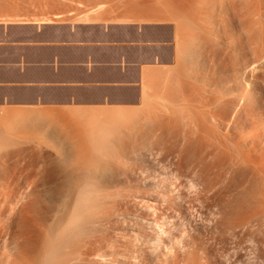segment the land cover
<instances>
[{
	"label": "bare ground",
	"instance_id": "bare-ground-1",
	"mask_svg": "<svg viewBox=\"0 0 264 264\" xmlns=\"http://www.w3.org/2000/svg\"><path fill=\"white\" fill-rule=\"evenodd\" d=\"M2 1H3V4H4V3H6L5 1H8V2L10 1V3L11 2L12 3L13 2L14 3H18V1H20V0H18V1L17 0H0V3ZM183 1H185V0H183ZM200 1H202V0H200ZM204 1L205 0H203L202 3L201 2L200 3L203 4L202 6H204L205 8L207 7V10H206L207 14L206 15L208 17L209 22H206V23H209V24H206V23L204 24V22H205V20H204L203 21V24L204 25H203L202 23H200L202 21H200L198 23L196 21V19L192 20V18H191L190 19L191 22L189 21V23L191 24L190 26L192 27L193 31L195 30V33L194 34H191L189 36L187 35L188 38L187 37L186 38L188 40L187 39L186 40H184V39L182 40L181 39L182 37L180 38V36H179L180 34H178L179 37L177 36L178 38H176V42L177 43H176V53L175 54H176V57H177V59H176L177 60V63L174 64L175 67H176L175 69L178 72V75H180V77L181 76L184 77L183 74L185 72L183 73L182 71H184V70L186 71L187 69L189 71L190 70L191 71H195V70L201 69L202 67L199 68L198 66L205 65L203 62H201V59H203V61H205V59L208 56V60L210 58H212L210 60H213V61H210L211 63L212 62H215L214 63L215 66H212V65H214V64H212L211 67L212 68L213 67H216V68H213V69H216L217 70L218 61L220 63L221 62V60H220L221 57H223V59L225 57L224 55H222V53L226 54V56H228L229 58H226L225 57L226 59H224V62H221V63H224V64H228L226 62H229L230 63V59H232V58H230L231 56L227 55V52L226 51L224 52V50L225 49H229L231 46L228 44L229 47L227 46L228 48H225L226 47V43H225V47H224L225 49L222 51V48L223 47H221V46H223L224 44L220 46L219 43L221 42L220 41L221 39L220 40L218 39L219 41H217V38L215 37V36L218 37L217 34L220 33V31H219L220 30L219 24L216 25V23H217L216 20L218 21V19L220 18V16L217 17L218 15H221V16L223 15L222 16L223 19L220 18V20H223L222 22H225V24H226V26L224 25V27H225L224 28L225 33L231 32L230 30H232V27H235L238 24L239 27L244 31L243 33L245 34V35L244 34H242V35L240 34V35L241 36L244 35L246 37L248 36L247 37L248 40H245L246 37L244 39H242L238 35V37L240 38V40L242 39L244 41L242 43H241L242 40L239 41L240 45H242V44L244 45L245 42H248L246 44L248 47L242 48V47L245 46L244 45L241 48L244 49V50H246L247 52H248V50H249V52L251 51L250 52L251 55L249 53V55H250L251 58H250V60H248L249 57L247 56L248 57V59H247L248 61L245 60L246 61L245 64L246 63L247 64H246V66L244 65L245 66V68H243L244 70H242V69H241L242 71L240 70L242 73L239 71L241 73L239 75H241V76H239L238 78L235 77L237 79H234V80H236V83H237L236 86L239 85V88H243V92L244 93H241L240 95H236V98L234 97V99H231L233 97H229V95L230 96H234L235 94H238L237 91H239V89L237 90V88H236L237 91L234 90V92L232 90H230L231 92L235 93L234 95H231L233 93H231L230 91H229L230 93L229 92H225L224 93V92L221 91L223 93V94L221 93V95L225 96L224 94L228 93V94H226V96H228V97H226V96L225 97H223V96L217 97L218 95L215 97V95H213L215 97V99L213 97V102L211 101V99H212L211 96L212 95L208 96V97H211V99L208 98V99H210L209 102L211 101L210 103H214L216 105V107H215V105L213 106L211 104L213 106L212 111L214 110V114H215V112L217 113L216 115H213L212 114L213 112H211V114L213 115V117H211L212 115L211 116L209 115L210 117L209 116L208 117H209L210 120H212L211 118H213V120L215 119L214 120L215 122L213 121V123H212V121H210V123H209V121H208L207 123L210 124V126L209 125H206L205 118H204V120H205L204 121L205 124H204L203 122H201V120H203L202 117H200L201 118V120H200V118L196 115L198 117L197 118L198 124H199V122L201 123V125L203 123L204 127H206V128H204V127L202 128L200 124L198 126L196 119H195L194 123L198 127V129H196V130H198L199 132H201V137H202V134H203V136L205 135V138L208 141H209V138H211L210 139L211 143H215L214 145L217 148L216 149L217 152L216 151L214 152L215 153V157H216V153L219 156L220 155L221 156L222 155L230 156L231 157L230 166L232 168L236 169L237 172H239L238 173L239 179H241V178L244 179L245 177H247L246 179L251 180L254 185L256 184L257 187L256 186L255 187H256L257 190L255 192H256V195H258L259 200L257 199L258 202L257 201L256 202L254 201L255 203H251V205L252 204H257L258 207H259L258 209L260 210V208H261V212L260 211H256V209H257L256 206H255L256 209H253L256 213L258 212L257 213L258 215H260L261 213L264 212L263 211V209H264V133L262 132L263 129H264V127L261 126V125H263V123L261 124L259 122V124H256L257 122H254L253 121L254 118L252 116H250V118H251L250 119V118H248L249 116L247 117V115H250V113L251 114L255 113L254 111H252L253 109L251 110L250 107H249L253 103H254L253 107H255L256 104L260 105V103H262V101H263V104H264V99H263L264 98V95L263 96L261 95L263 97L262 98V97H260V94L258 93L261 89H263L262 87L264 85L262 84L263 86L261 85L262 87H260V85H259L260 83H259V80H258V78H259L258 75L259 74H256L255 73V72L258 71V68L259 67L260 68H262V67L264 68V11H263L264 7H262L263 4H264L262 2H264V0H220V2L217 0L219 2V4H218V2H215V0L214 1L213 0L212 1L210 0L209 1L208 0L206 2H204ZM42 2H43V0H42ZM195 2H197V1L195 0ZM186 5H184V6H186ZM189 6H191V5H189ZM236 8H237V10L240 8V11H241L239 13L240 15H237L238 12H239V10H238L237 13H235L237 11ZM241 8H242V10H241ZM170 9H171V7H170ZM184 9H185V7H184ZM175 10H173V11H175ZM191 11H193V10L191 9ZM219 11L221 13H219ZM175 13H176V11H175ZM175 15L177 16V13ZM179 17H181V16L179 15ZM194 17H196V16H194ZM84 18H85V16H84ZM171 18H173V16ZM80 19H81V17L78 20H76V21H80ZM153 19H155V18H152L150 20H153ZM162 19H164V18H162ZM184 19H186V18H184ZM200 19H202V18H200ZM235 19L238 20V23L236 22L237 20H235ZM83 20L84 19H82L81 22H84ZM133 20H136V19H133ZM187 20H189V19H187ZM184 21H186V20H184ZM234 21L237 23V24L235 23L236 25L233 24ZM37 22H40V21H37ZM143 22L146 23L145 22V19L143 20ZM9 23H19V21L18 22L10 21V22H7V23L5 22L4 24H9ZM21 23H23V21ZM77 23H80V22H77ZM135 23H137V21ZM148 23H150V22H148ZM159 23H161V22H159ZM168 23H170V22H168ZM177 23H179V22H177ZM183 24L184 23H182V25ZM233 25H235V26H233ZM238 25H237V27H238ZM178 26H181V25H178ZM182 27H184V26H182ZM230 27H231V29H230ZM177 29L183 30V29H181L179 27H177ZM185 29H187V28H185ZM234 30H235V32L238 31V30H236L234 28L232 30V32ZM242 30H241V32H242ZM185 32L187 33L186 30H185ZM181 33H182V31H181ZM191 33H192V31H191ZM185 35H184V37H185ZM230 35L232 36V34H230ZM225 36H227V35H225ZM220 38H221V36H220ZM227 39H229V38H227ZM222 43L223 42H221L220 44H222ZM239 43H237V45ZM232 45H233V42H232ZM240 45L238 46V48L240 47ZM219 47L221 48V51H222L221 54H220L221 51H220ZM234 47H236V46H234ZM231 48H233V47H231ZM247 48H250V49H247ZM235 49L234 50L232 49V51H236V52H234L232 54V57L235 56L233 58V60L235 61L236 58L240 57L241 59L238 58V60H242L243 59L242 62H241V65H242V63L244 64V59L246 58V56L244 54L245 51L239 48L240 50H242L239 53L237 51V48H235ZM230 50H229V54L232 52V51L230 52ZM241 52H243L245 58H242L241 57ZM247 52H246V54H247ZM236 53L237 54L239 53L240 55H237V57H236ZM227 59H229V61H227ZM233 60H232V62H234ZM238 60L236 59V62H238V64L240 65V61H238ZM206 61H207V59H206ZM199 62H201V64ZM202 63H203V65H202ZM221 63H220L219 66L221 68H223V69L225 67V70H226L227 69L226 68L227 65H224V64L222 65ZM239 65H237V67ZM260 65H263V66H260ZM186 66H188V67H186ZM222 66H224V67H222ZM211 67H209V68H211ZM229 67H230V65H229ZM233 67H235V64H233ZM212 68L210 69V71L212 70ZM221 68L218 67V69H221ZM223 69H221V70H223ZM188 70H187V72H189ZM225 70H223V71H225ZM238 70H236V71H238ZM179 71L181 73H179ZM223 71H220L219 72V70H218L219 73H221ZM195 72H197V71H195ZM195 72H194V75H195ZM208 73H210V72H208ZM214 73H216V71ZM223 73H226V71L223 72ZM232 73H234V72L232 71ZM237 74L235 76H237ZM261 74H263V73H261ZM223 75H225V74H223ZM177 76H176V78H177ZM217 76L219 77V75H217ZM225 76H228V73ZM187 77H189V75H187ZM208 77L210 79L211 75L208 76ZM142 78H144V77H142ZM171 78H173V77L171 76ZM209 79L207 78V80H209ZM229 79H230V77H229ZM142 80H144V79H142ZM151 80H152V78H151ZM212 80H214V79H212ZM227 80H228V78H227ZM227 80H225V81H227ZM195 81H197V80L194 79V82ZM211 81L209 80L208 82L211 84ZM218 81H220V80H218ZM142 83H143L142 84V87H143L144 86V82H142ZM158 83L160 84V82H158ZM186 83H187V81H186ZM186 83H183V84H186ZM209 83L207 84V86L210 85ZM153 84H154V82H153ZM151 86L152 85L147 86V87L144 86L143 88L141 87L142 88L141 89V92H140L141 94H140L139 102L137 104H133V103H135L133 101L132 102L133 105H130V106H127V105H126V107H124V106L122 107L121 106L120 108L118 107L117 109H115L116 106H114L115 108L113 109V111H111L112 110L111 109L109 112L106 111L105 113L104 112H99V111H101L103 109H101L99 111L96 110V111H98V114L99 115L101 114L102 116H99L96 113H91L90 111L86 110V111H88L92 115H89V117L87 118L86 116H84L85 114L84 115L81 114L82 117L84 116L83 118H84L85 121L84 120L82 121L83 118L80 119V116L77 115L79 117L78 121L81 120L80 121L81 124L78 123V125H80L79 126L80 128L81 127L83 128V129L81 128L83 131L80 133L77 130L78 129V127H77L78 125L77 126L75 125L76 122L73 125L74 126L73 129L76 128L74 130L75 131L77 130L76 131V132H78L77 134H79V133L82 134V135L78 136L79 138L75 134L74 135L76 137L73 136V134L71 133V131L73 132L74 130H71L70 131L67 128V126L62 123V121L60 123L58 120H54L55 119L54 116L57 117V115L52 114V115H54L53 116L54 118H51V120H49V118L48 119H45V116H44L45 114H43L38 109H37V111L35 110L36 112L33 111L31 113L28 110V112L30 114H27V113L26 114H22L23 112H19V110H18L20 116H18L19 114L16 111L14 113H17L18 114V115L16 114L17 115V118H14V117L11 116L12 117V120L9 119L10 121L8 120L7 122L6 121L5 122L3 121L2 123L0 122V135H1L0 136V264H48V263H51V258H52V261L54 260V262L51 263V264H73L74 260H77L78 259L77 261L79 262L80 258L83 255H85V257H82V259H83L82 264H83L84 261L91 260L90 259V256H94L95 257V255L97 254V256L100 257V255H98V253L95 254V252L93 253L92 252L93 249L92 248L90 249V247H89L87 249L85 248L88 252L86 250L85 251L87 253L84 252V251H82L85 254L83 253L82 256H80V254H79L78 256H80V257H77V259L75 258L76 257L75 255H74V259L73 260L72 259H69V258L67 259V257H69L70 255L68 256L67 254H64V256L66 257V260L64 261V258L59 255L60 254L59 251H61L59 248H60V246L63 244V242L66 239L68 240L70 237H75L80 232H83L82 230L84 229V226H88L89 227V225L87 223L94 225L95 223L98 222L97 223V225H98L99 223H101V221H107V223L111 221V219L113 218V217H111L112 215H109L108 214L106 217H104V215H105L104 212L103 213L100 212L102 215L104 214L103 217H99L98 214H97L98 217L97 218L95 217L97 215L94 214V209H97L96 207H98L99 201H100L101 198L108 199L109 197H113V196L115 197L118 194L114 195L115 194L114 191H116L118 193V192H120V190L122 191V190L128 189V188H130V189L133 190V187L134 186H137V184L140 183V179L139 178H143V179H141V181L143 180L142 182L144 184V180H145L144 186H150V188L153 191L152 192L153 193L152 195L154 197L153 198L151 197V198L154 199L155 201H157L158 191H160L158 189H160L159 187H160V184H161V182L159 181L160 180L159 179L160 178L159 177L160 176V171H159L160 166L159 165H161L160 164L161 157L164 155V154L162 155V152H161V151H163L161 149L164 148V147H161V145L163 144L162 140L165 139V137L162 135V134H164V131L162 130V125L165 124V126H164L163 129H165L166 131H168L169 129H171V131H172V127H173L174 122L171 121L172 116H173V113L171 115L170 111L167 112V111H165V109H164V111L166 112V114L167 113L168 114L165 115V114H163L165 112L162 113V109H163V105H161L162 98L158 95V92L155 91V90L159 89V88H157L158 86L157 85H156L157 87L154 86V87H156L155 90H154V87H152L154 91L151 89V92H149L150 89H148V88L151 87ZM190 86H192V85H190ZM253 87L255 88V90H257V92H255L252 89ZM223 89H224V87H223ZM250 89H252L256 94H252L251 95V92H253V91L251 90V92H250L249 91ZM160 91H162V90H160ZM180 91H181V89H180ZM240 91H241V89H240ZM210 93L213 94V92H210ZM215 93L218 94L217 92H214V94ZM263 93H264V91L261 92V94H263ZM193 94H194V92L192 93V95ZM248 94H250V95H248ZM198 96H199V94H198ZM204 96H206V95H204ZM203 98H205V97H203ZM225 98H229L231 100L225 99ZM163 99H164V97H163ZM259 100L261 101L260 103H259ZM170 102H171V100H170ZM173 102H175V101H173ZM193 102H195V101H193ZM205 102H206V99H205ZM247 102L250 103L251 105L248 104ZM188 103H186V104H188ZM245 103H247L249 105V106L247 105V107H248L249 111L251 110L253 113L251 111H250L249 114H245L244 113V111L246 112V110H247V109L243 110L245 108V106H246ZM175 104H177V103H175ZM244 104H245V106H244ZM263 104H261L260 106L263 107L264 106ZM172 105H171V107H172ZM171 107H170V109H171ZM204 107H206V104H205ZM253 107H251V108H253ZM33 108H34V106H33ZM164 108H165V106H164ZM258 108L259 107H257V108L255 107L254 109H258ZM1 109H2V107H1ZM4 109H6V108L4 107ZM21 109H26V107L25 108L23 107ZM74 109H76V108H74ZM84 109L85 108H83V110ZM94 109H96V108H94ZM178 109H180V108H178ZM204 109H202V110H204ZM242 110H243V112H242ZM259 110H261V108ZM262 110H263V108H262ZM171 112H173V110ZM176 112H177V110H176ZM197 112H194V113L199 114ZM258 112L259 111L257 110L256 113H258ZM49 113H51V112H49ZM52 113H53V111H52ZM61 113H59V114H61ZM73 113H76V111H74ZM243 113H244V116L246 115V117H247V118L246 117H243V118H246V119H243L242 118V116H243L242 114ZM256 113L253 114V116L255 115L254 117H257L256 116ZM11 114H13V113H11ZM67 114H66V116H67ZM76 114H78V113H76ZM94 114H96V115H94ZM169 114L171 116H168ZM200 114L202 115V113H200ZM207 114H208V112H207ZM79 115H80V113H79ZM61 116H62V114H61ZM194 116H193V118H195ZM214 116H215V118H214ZM6 117H9V116L7 115ZM6 117H5V119H6ZM162 117L163 118L166 117L167 119L170 118V119L167 120V121H169V123L166 121L168 123V125L171 126V123H173L171 127H168V130H167V126L168 125L166 126L165 121H163V120H166V119H163ZM61 118H63V117H61ZM71 118H72V116H71ZM257 118H259V117H257ZM261 118H260V120H261ZM160 119H163L162 120L163 122H161ZM189 119H188V121H189ZM69 120H71V119H69ZM170 121H171V123H170ZM255 121H258V119L255 120ZM66 123H67V121H66ZM195 124L193 126H195ZM257 125H259V126H257ZM63 126H65L66 128L63 127ZM70 126L72 127V125H69V127ZM207 126H209V127H207ZM260 126L263 127V128H261ZM189 127H190V125H189ZM197 127H194V128H197ZM258 127L260 129V132L263 133L262 135H261V133L260 134L258 133V131H259L257 129ZM194 128H192V129H194ZM246 129H249L250 132L249 131L246 132ZM175 130H176V128H175ZM191 130H190V132H191ZM171 131H170V135L172 136L175 131L173 130V134H171ZM243 131H245V133H247L246 136L249 135V137L247 136L248 138H246L243 135L244 134ZM248 132H249V134H248ZM193 133H195V129H194V132ZM204 133L209 134L208 135L209 137H206L207 135L204 134ZM168 135H169V133L167 134V137H166L167 139H168ZM182 135H183V132H182ZM182 135H180L181 136L180 138H183ZM185 135H186V133H185ZM187 135H188V133H187ZM190 137H192V136H190ZM190 137H189V139H190ZM176 138H177V134H176ZM186 138H184V139H186ZM194 139H195V137H194ZM206 139H204L203 141L206 142ZM168 140H170V139H168ZM173 140H175V139H173ZM197 140H198V136H197ZM200 140H202V139L199 136V141ZM188 141L189 140H187V142ZM190 142H192V139H191V141H189V143ZM77 143H78V145H77ZM164 143H165V141H164ZM193 143H190V144H193ZM202 143H200V144H202ZM79 144H80V146H79ZM190 144H188V145H190ZM203 144H205V143H203ZM207 144L210 145L209 143H207ZM172 145H174V143ZM177 147H179V146H177ZM177 147H176V149H177ZM184 147H185V145H184ZM197 147H199V145ZM181 148H182V146H181ZM9 149H10V151H9ZM164 149H166V148H164ZM170 149L172 151L175 150V149H172V148H170ZM170 149H167V150H170ZM192 149H194V148H192ZM201 151L202 150L200 148V151L199 152H201ZM199 152H195V154L196 153H199ZM203 152H204V150L202 151V153ZM205 152L207 153V151H205ZM181 154H183V153H181ZM204 154L205 153H203V155ZM168 155H170V154H168ZM219 156H218V158H219ZM192 157H190V158H192ZM204 158H205V156L203 157V159ZM162 159H164V157ZM198 159L200 160V158H198ZM207 159H208V157H207ZM201 161H203V160L201 159ZM220 162H222V161H220ZM220 162H219V164H220ZM224 162H222V163H224ZM199 163H198V165L201 164V163L200 164ZM217 163H218V160H217L216 164ZM167 164H168V162H167ZM169 164H170V162H169ZM227 164L229 165V162H227ZM192 165L193 164H191V167H192ZM228 165H226V166H228ZM182 166L183 165L181 164V167ZM166 167H168V166H166ZM209 167L211 168V166H209ZM194 168H195V166H194ZM202 168L200 167V169H202ZM190 170H191V168H190ZM218 170H219V168H218ZM219 171H221V170H219ZM186 172H188V170ZM229 172H231V171H229ZM229 172H228V174H229ZM205 173H207V172H205ZM194 176L195 175H193V177ZM149 177L151 178L152 181H149V180L147 181V179ZM196 177H198V176H196ZM229 177H230V175H229ZM163 179H161V181ZM137 180H139L138 183H136ZM198 180L199 179H197V181ZM134 182L136 184H133ZM201 183H203V181ZM247 183H249V182H247ZM143 184H141V185H143ZM203 184L205 185V183H203ZM209 184H211V183H209ZM242 185H245V184L242 183ZM254 185H253V187H254ZM187 186H189V185H187ZM210 186H208V187H210ZM240 187H241V185H240ZM190 188H192V187H190ZM134 190H135V188H134ZM145 190H144V192H147ZM167 190H165V191H167ZM204 191H205V189H204ZM246 191H248V188H247ZM130 192H128V193H130ZM139 192H141V191L139 190ZM255 192H253V193L255 194ZM126 193H127V191H126ZM150 193H149V195H150ZM244 193L246 194V192H244ZM120 194L121 193H119V195ZM213 194H214V192H213ZM124 195H125V193H124ZM132 195H134V194H132ZM129 196H130V194H129ZM147 196L144 195L143 198H146ZM198 196H200V195H198ZM251 197H252V195H251ZM121 198L122 197H120V200H121ZM143 198L141 197V199L143 201H145V199H143ZM103 199H101V201ZM209 199H210V197H209ZM255 199H253V200H255ZM127 200H128V198H127ZM182 200H184V199H182ZM251 201H252V199H251ZM106 202H108V201H106ZM229 203L231 204V202H229ZM109 204H111V203H109ZM246 204H245V206H246ZM115 205H117V203ZM114 206L112 208H114ZM228 206L230 207V205H228ZM100 207H102V205ZM249 207L250 206H248V210H249ZM233 208L235 209V207H233ZM219 209L221 211V208H219ZM250 209H251V207H250ZM99 210H102V209H99ZM99 210H95V211H98V213H99ZM108 210H111V209H108ZM210 210H212V208H210ZM217 210H218V208H217ZM222 211H223V209H222ZM254 211L253 212L250 211V212H252L253 215H256V213L254 214ZM235 212H236V210H235ZM237 212H238V210H237ZM105 213H107V212H105ZM123 213H121V214H123ZM221 213L224 214V211L221 212ZM101 214H100V216H101ZM125 214H126V212H125ZM125 214H124V218H123L124 222L123 221L120 222L121 221L120 220L119 221L120 224L118 223L119 226L117 225L118 228L123 233L122 234L123 236L127 235L125 233L127 230L124 232V230L127 227V226H124L125 225V221H126ZM240 216H242V214ZM248 216H249V214H248ZM238 217H239V215H238ZM94 218H96V219H94ZM234 218H236V217H234ZM250 218H251V215H250ZM254 219H256V218H254ZM127 220H129V218ZM260 220L262 221V219H260ZM154 221H155V219H154ZM241 221L242 220H240V222ZM126 222H128V221H126ZM136 222H138V221H136ZM233 222H235V221H233ZM102 223H101V225H103L106 222H104L103 224ZM129 223H131V221ZM242 224H243V221H242ZM92 225L89 228H91ZM95 226H96V224H95ZM132 226H133V224H132ZM145 226H147V224ZM154 226H151V228L154 227ZM93 227H92V229H93ZM118 228H117V230H118ZM155 229H156V227H155ZM107 231H109V230H107ZM230 231H231V229H230ZM254 231H256V230H254ZM259 232H261V231H259ZM83 234H85V233H83ZM85 235H87V234H85ZM263 235H264V233H263ZM136 237H140V236L138 235ZM130 238H132V237H130ZM241 238H243V237H241ZM251 238H253V237H251ZM254 239H255V237H254ZM100 240H101V238H100ZM131 240L129 238H126V240L124 241L125 242L124 244L125 245L127 244V246H128L130 244ZM80 241H79V243H76V244H79L80 245ZM151 241H152V239H151ZM87 242L88 241H86V243ZM91 242H95V241H91ZM159 242L160 241H158V240L152 241V245L151 246H152V249L153 250H155V248H158L157 246L160 245ZM91 244L92 243L88 244V246H90ZM94 244L95 243H93V245ZM141 244H143V243L141 242ZM63 245H65V244H63ZM69 245L68 246H65V247H69ZM83 245H84V243H83ZM73 246H75V245L73 244ZM134 247H137V246H134ZM111 248H113V247H111ZM88 249H90L91 250L90 252H92L93 254H91ZM128 249H126V250H128ZM68 250H70V249H68ZM126 250H124V251L126 252ZM124 251H123V253L120 252L122 255L119 253L120 256L125 257V254L126 253L124 254ZM77 252H76V254H77ZM195 252H197V251H195ZM69 253H72V252L70 251ZM74 253H75V251H74ZM117 256H118V254H117ZM72 258H73V256H72ZM119 258H121V257H119ZM122 259H124V258H122ZM126 259H127V256H126L125 260H123V261H126ZM77 261L74 262V264H77L78 263ZM113 261H114V258H113ZM94 262H95V260H94ZM103 262H105V261L103 260ZM128 262H130V261H128ZM86 263H87V261H86ZM89 263H92V261L89 262Z\"/></svg>",
	"mask_w": 264,
	"mask_h": 264
},
{
	"label": "rangeland",
	"instance_id": "rangeland-1",
	"mask_svg": "<svg viewBox=\"0 0 264 264\" xmlns=\"http://www.w3.org/2000/svg\"><path fill=\"white\" fill-rule=\"evenodd\" d=\"M18 1V0H17ZM191 1V2H190ZM195 2V0H20L18 1V3H10V1H5L6 3L3 4V1L0 3V21L2 23H7V22H10V21H13V22H26V23H44L45 22H53V23H62V24H73V25H77V24H83V23H96V24H102V25H119V24H125V25H129L132 27V30L135 29V27H141L143 30H146L147 31V37H148V42H147V47L148 49L146 50V52L144 54H146L147 57H150L152 54H153V49H151V47L153 48H157V51H158V54L160 57H162V65L158 68V72H152L151 70H149V79H148V85L147 86H150L152 85L151 87H149L148 89H150L149 92H151V89L153 90L152 87H154V90L158 92V95L162 98L161 100V105H163V109H162V113L165 112V111H170L171 115L173 113V116H172V119L171 121L174 122L171 123V126L173 124V127H172V131L171 129L168 130V127H171L170 125H168L169 121H167L168 119L170 118H163V119H166V120H163V119H160L161 122L165 121L166 123V126H167V130L166 131L164 128L165 124L162 125V130L164 131V134H162L165 139L162 140L163 144L161 145V147H164L162 148L161 151L162 152V157H161V162L159 165L160 168H159V171H160V191H158V195H157V201H155L154 199H152L154 196L152 195L153 191L152 189L150 188V186H144L145 184V180H144V184H143V180L141 181V179L143 178H139L140 179V183L139 180H137L136 183L137 186H134L133 187V190L128 188V189H124V190H120V192H115L114 195H116L114 198L113 197H109L108 199H103L101 201H99V205L98 207H96L97 209H94V214L95 215H99V217H106L108 214L109 215H112L111 217H113L111 219L110 222L107 223V221H101V223L103 222H106V223H102L103 225H101V223H99L96 226L95 224L92 225V224H89V227L92 225L91 228H89L88 226H84V229L82 230L83 232H80L79 234H77L75 237H70L68 240L66 239L63 244L65 245H61L60 246V250L59 251V255L61 257L64 258V261L66 260V257L64 256V254H67L69 257H67V259H74V255L76 256L75 258L77 259V257H80L83 255L84 252H86L87 248L90 247V249L92 248L93 249V253L95 252L98 253L99 256H97V254L94 256H90V259L91 260H86L84 261L83 264H88L89 262L92 261V263H89V264H264V212L261 213L260 215H258L253 209H256V211H260L261 212V208L260 210L258 209V205L257 204H252L251 203H255L257 201V199L259 200V197L258 195H256V184L254 185L253 182L249 179H246L247 177H245L244 179H239V175L237 172L236 169L232 168L230 166V162H231V157L230 156H227V155H218L216 153V157H215V151L217 152V148L215 147V143H211L210 139L209 138V141L205 138V135L203 136L202 134V137L204 139H206V142H204L203 138L201 137V132H199L198 130V127L197 125L199 126V124L201 125V123L199 122L198 124V120L197 118L199 117H202L203 120H201V122L204 123V121L206 120V125H209L207 122L209 121H213V118H211L212 120L209 119V117L213 114V115H216L217 113L215 112L214 114V110L212 111L213 109V106L215 105L214 103H210L211 101L213 102V95H215V97H221L223 95H221L222 92H229L230 90H232L234 92L237 91L239 89L238 94H235L233 92V94L231 95H234V96H230L229 97H233L231 99H234V97L236 98V95H240L241 93H244L243 92V88H239V85L236 86V80L234 79H237L239 76V74H241L242 70H244L243 68H245L246 64H245V60L249 59L250 60V55H251V51L248 52L242 48H245V47H248L246 44L248 42H245L244 45H240L239 41H241L242 39H244L246 36H244L245 34L243 33L244 31L239 27V25L237 24L238 23V20L236 22L234 21L233 24H237L233 25L235 27H232V30L235 28V30L232 32V30H230L231 32H228V33H225L224 31V25L226 26L225 22H222L223 20H220V18H222L221 15H216L217 17L220 16V18L218 19V21L216 20V25L219 24V28H220V33L217 34V36H215L217 38V41H220L223 42L222 44L219 43V45H223L221 47L222 48V51L225 49V48H228L229 45L233 48H229V49H225L224 52L226 51L227 52V55L231 56L230 58V63L229 62H226L228 64H224V63H221V62H224V59L226 58H229L228 56H226V54L222 53L221 51V48L219 47L220 49V54L222 53V55H224V59L223 57H221V64L223 65H227L226 66V70H225V67L224 69L221 68L219 65V61H218V67L225 70L226 73H223L225 71L221 70V69H218L217 67V70L216 69H213V68H216V67H211L212 64H214L215 62H210V61H213V60H210L212 58H210L208 60V56H207V61L205 59V61H203V59H201V62H203L205 65H202L203 66H198L199 68L201 69H198V70H195V71H189L186 67L185 68L189 71L187 72V70L185 71H182L184 74V77L180 75H178V72L176 71V67L174 64L177 63V57H176V38H178L180 36V38L183 40H186L188 38L189 35L191 34H194L195 33V30L193 31L192 27L190 26L191 24L189 23L190 19L192 18V20L196 19V21L199 23H202L203 24V21L205 20L204 24L206 22H209L208 20V17H207V7L205 8L204 6H202L203 4L202 1L200 0H196L197 2ZM208 0H205L204 2H206ZM210 1V0H209ZM212 1V0H211ZM214 1V0H213ZM220 2V0H218ZM217 0H215V2H218ZM189 4H188V3ZM201 2V3H200ZM218 2V4H219ZM200 3V4H199ZM264 3V2H262ZM180 4V5H179ZM187 4V5H186ZM186 5V6H184ZM191 5V6H189ZM199 5V6H198ZM201 5V6H200ZM205 5V4H204ZM179 6V7H178ZM193 6V7H192ZM171 7V9H170ZM185 7V9H184ZM241 7V6H240ZM264 7V4L263 6ZM170 10H169V9ZM176 10H175V9ZM194 11H191V9ZM194 8V9H193ZM205 8V9H204ZM238 8V7H237ZM236 8V10H237ZM182 11H180V10ZM187 9V10H186ZM199 9V10H198ZM203 9V10H202ZM175 10L176 13H177V16L175 15ZM178 10V11H177ZM197 10V11H196ZM219 10V9H218ZM239 10V12H238ZM235 13L238 12L237 15H240L239 13L241 12L240 11V8L238 9ZM242 10V8H241ZM180 11V12H179ZM196 11V12H195ZM264 11V9H263ZM206 12V13H205ZM179 13V14H178ZM205 13V14H204ZM219 13H221L219 11ZM165 14V15H164ZM223 14V13H222ZM173 18H171L172 16ZM179 15L181 17H179ZM85 16V18H84ZM167 16V17H166ZM187 16V17H186ZM196 16V17H194ZM81 17L80 21H76L78 20L79 18ZM88 17V18H87ZM179 17V18H178ZM189 17V18H188ZM129 18V19H128ZM152 18H155L153 20H150ZM164 18V19H162ZM167 18V19H166ZM177 18V19H176ZM186 18V19H184ZM202 18V19H200ZM37 19V20H36ZM41 19V20H40ZM82 19H84L83 21L84 22H81ZM127 21H126V20ZM133 19H136V20H133ZM145 19V22H143V20ZM157 19V20H156ZM172 19V20H171ZM189 19V20H187ZM207 19V20H206ZM217 19V18H216ZM223 19V18H222ZM6 20V21H5ZM18 20V21H17ZM47 20V21H46ZM125 20V21H124ZM140 20V21H139ZM149 20V21H148ZM168 20V21H167ZM186 20V21H184ZM37 21H40V22H37ZM137 21V23H135ZM153 23H152V22ZM174 21V22H173ZM176 21V22H175ZM181 21V22H180ZM76 22V23H75ZM77 22H80V23H77ZM113 22V23H112ZM128 22V23H127ZM131 22V23H130ZM139 22V23H138ZM150 22V23H148ZM161 22V23H159ZM170 22V23H168ZM179 22V23H177ZM191 22V21H190ZM177 23V24H176ZM181 23V24H180ZM182 23H184L182 25ZM189 23V24H188ZM203 24V25H204ZM206 24H209V23H206ZM41 25V24H40ZM178 25H181V26H178ZM184 26V27H182ZM209 26V25H208ZM177 27L183 29V30H180V29H177ZM171 28V29H170ZM187 28V29H185ZM218 28V29H219ZM239 28V29H238ZM231 29V27H230ZM166 30V31H165ZM171 30V31H170ZM185 30L187 31V33L185 32ZM242 30V32H241ZM182 31V33H181ZM192 31V33H191ZM223 31V32H222ZM229 31V30H228ZM178 32V33H177ZM189 32V33H188ZM241 32V33H240ZM232 34V36L230 34ZM239 33V34H238ZM178 34H180L178 36ZM186 34V35H185ZM222 34V35H221ZM242 34H244L243 36H241ZM182 35V36H181ZM185 35V37H184ZM188 35V36H187ZM224 35V36H223ZM227 35V36H225ZM237 35V36H236ZM242 38L240 40V38ZM178 36V37H177ZM221 36V38H220ZM229 36V37H228ZM187 37V38H186ZM248 37V36H247ZM247 37L245 38V40H248ZM229 38V39H227ZM219 39V40H218ZM188 40V39H187ZM231 40V41H230ZM238 40V41H237ZM232 42H233V45H232ZM244 42L243 40L241 41V43ZM225 43H226V47H225ZM237 43H239L237 45ZM250 43V42H249ZM229 44V45H228ZM240 45V49L244 50L245 51V56L243 54V52H241V57L242 58H245L244 59V64L242 63V66L241 65V62L242 60H238L241 59L240 57L236 58L238 61H240V65L238 64V62H236V59L235 61L233 60V58L235 57H232V54L236 51H232V49L234 50L235 48H237V51L240 53V50L238 48V46ZM228 46V47H227ZM236 46V47H234ZM244 46V47H242ZM225 47V48H224ZM242 47V48H241ZM250 47V46H249ZM231 49V50H230ZM239 49V50H238ZM247 49H250V48H247ZM229 50H230V54H229ZM236 50V49H235ZM247 52V54H246ZM237 54L236 53V57L237 55H240V54ZM250 53V55H249ZM132 55H136L138 54V52L136 50H133L131 52ZM243 54V55H242ZM244 56V57H243ZM248 56V57H247ZM206 57V56H205ZM223 59V60H222ZM171 60V61H170ZM232 60L234 62H232ZM247 60V61H248ZM209 61V62H208ZM216 61V60H215ZM227 61H229V59H227ZM201 62H199L201 64ZM217 62V61H216ZM211 63V64H210ZM199 64V65H200ZM233 64H235V67H233ZM174 67H173V66ZM230 65V67H229ZM232 65V66H231ZM237 65H239L237 67ZM212 66H215L212 65ZM260 66H263V65H260ZM197 67V68H198ZM212 70L210 71L211 68ZM242 67V68H241ZM196 68V69H197ZM207 68V69H206ZM239 69V70H238ZM242 69V70H241ZM216 73H214L215 71ZM220 71H223L221 73L218 72ZM238 70V71H236ZM241 70V71H240ZM161 71V72H160ZM173 71V72H172ZM228 71V72H227ZM231 71V72H230ZM232 71L234 73H232ZM236 71V72H235ZM241 73H240V72ZM263 71V72H262ZM171 72V73H170ZM192 72V73H191ZM194 72H195V75H194ZM200 72V73H199ZM210 72V73H208ZM153 73V74H152ZM156 73V74H155ZM170 73V74H169ZM177 73V74H176ZM179 73H181L179 71ZM190 73V74H189ZM199 73V74H198ZM228 73V76H225L227 75ZM238 73V74H237ZM256 74H259L258 75V80H259V85L260 87H262L264 85V68H258V71L255 72ZM263 73V74H261ZM155 74V75H154ZM173 74V75H172ZM189 75V77H187V75ZM193 74V75H192ZM225 74V75H223ZM237 74V76H235ZM154 75V76H153ZM162 75V76H161ZM178 75V76H177ZM197 75V76H196ZM206 75V76H205ZM210 79L208 76H210ZM216 75V76H215ZM219 75V77L217 76ZM221 75V76H220ZM263 77H262V76ZM156 76V77H155ZM171 76L173 78H171ZM177 76V78H176ZM155 79H154V78ZM193 77V78H192ZM211 81V84L208 82L209 80H207V78ZM226 77V78H225ZM230 77V79H229ZM232 77V78H231ZM237 77V78H235ZM152 78V80H151ZM189 78V79H188ZM197 78V79H196ZM204 78V79H203ZM216 78V79H215ZM228 78V80H227ZM173 79V80H172ZM182 81H181V80ZM187 79V80H186ZM194 79L197 80L194 82ZM155 80V81H154ZM175 80V81H174ZM203 80V81H202ZM217 80V81H216ZM220 80V81H218ZM227 80V81H225ZM177 81V82H176ZM187 81V83H186ZM233 83H232V82ZM152 82V83H151ZM154 82V84H153ZM160 82V84L158 83ZM180 84H179V83ZM203 82V83H202ZM183 83H186V84H183ZM202 83V84H201ZM205 83V84H204ZM210 84L207 86V84ZM213 83V84H212ZM216 83V84H215ZM223 83V84H222ZM159 84V85H158ZM194 84V85H193ZM225 84V85H224ZM263 84V85H262ZM175 85V86H174ZM185 85V86H184ZM192 85V86H190ZM205 85V86H204ZM224 85V86H223ZM262 85V86H261ZM179 88H178V87ZM224 87V89H223ZM176 88V89H175ZM178 88V89H177ZM189 88V89H188ZM200 88V89H199ZM235 88V89H234ZM237 88V90H236ZM263 89H261L258 93L260 94V97H262L264 95L261 94V92L264 91V86L262 87ZM181 89V91H180ZM211 89V90H210ZM213 89V90H212ZM215 89V90H214ZM228 89V90H227ZM241 89V91H240ZM255 92H257V90H255V88L253 87L252 88ZM250 89L249 91L251 92ZM153 90V91H154ZM159 90V91H158ZM162 90V91H160ZM176 92H175V91ZM224 90V91H223ZM227 90V91H226ZM252 90V91H253ZM263 90V91H262ZM152 91V92H153ZM179 91V92H178ZM222 91V92H221ZM251 92V95L252 94H256L255 92ZM175 92V93H174ZM194 92V94L192 95V93ZM198 92V93H197ZM206 92V93H205ZM210 92H213V94H211ZM214 92H217L218 94H214ZM229 92V93H230ZM236 92V93H237ZM160 93V94H159ZM196 93V94H195ZM220 93V94H219ZM199 94V96H198ZM223 94V93H222ZM228 94V93H226ZM226 94H224L226 96ZM191 95V96H190ZM206 95V96H204ZM212 95V99L211 97H208ZM250 95V94H248ZM262 95V96H261ZM223 96V97H225ZM164 97V99H163ZM195 99H194V98ZM205 97V98H203ZM214 97V99H215ZM228 97V96H226ZM169 98V99H168ZM211 101L209 102L210 99ZM263 98V97H262ZM261 98V99H262ZM166 99V100H165ZM205 99H206V102H205ZM225 99H229V98H225ZM229 99V100H231ZM260 99V100H261ZM264 99V98H263ZM171 100V102H170ZM189 100V101H188ZM204 100V101H203ZM259 100V103L261 102ZM165 101V102H164ZM175 101V102H173ZM190 103H188V102ZM195 101V102H193ZM197 101V102H196ZM170 102V103H169ZM173 102V103H172ZM185 102V103H184ZM210 104H209V103ZM250 102V101H249ZM177 103V104H175ZM188 103V104H186ZM200 103V104H199ZM248 103V102H247ZM247 103L245 109L246 112L244 111L245 114H249L250 111H254L256 113V111L258 110L259 112L256 113V116L259 117H254L253 114L250 113V115H247L248 118H250V116H252L255 120L258 119V121H255L253 118V121L254 122H257L256 124H259V122L263 125L264 127V104H263V101L261 104H263L261 107L260 105L256 104L255 107H259L258 109H254L255 107H253L254 103L250 104L251 106H249ZM173 104V105H172ZM192 104V105H191ZM206 104V107H204ZM213 106H212V105ZM172 105V107H171ZM211 105V106H210ZM247 105L250 107V111L247 107ZM258 105V106H257ZM165 106V108H164ZM184 106V107H183ZM169 107V108H168ZM171 107V109H170ZM175 107V108H174ZM180 109H178V108ZM216 107V105H215ZM214 107V108H215ZM253 107V108H251ZM192 108V109H191ZM200 108V109H199ZM205 108V109H204ZM209 108V109H208ZM261 108V110H259ZM263 108V110H262ZM1 109V107H0ZM8 109V110H7ZM165 109V111H164ZM168 109V110H167ZM198 109V110H197ZM204 109V110H202ZM4 110V111H3ZM173 110V112H171ZM177 110V112H176ZM208 110V111H207ZM242 110V112H243ZM198 111V112H197ZM202 111V112H201ZM16 111H13L11 110V108L7 107L6 109H4L2 107V109L0 110V122L2 123L3 121L7 122L9 119L12 120V117L14 118H17V113H14ZM36 112V111H35ZM194 112H197L199 114H196V113H193ZM208 112V114H207ZM210 112V113H209ZM211 112H213L211 114ZM13 113V114H11ZM175 113V114H174ZM177 113V114H176ZM202 113V115L200 114ZM204 113V114H203ZM207 115H206V114ZM244 113L242 114V118L243 117H246V115L244 116ZM262 113V114H261ZM17 114V115H16ZM165 115V113H163ZM261 116H260V115ZM9 116V117H6V116ZM15 115V116H14ZM58 118V121L61 123L66 125L67 128L71 131V130H74L76 128L73 129V124H65L66 121L67 123H71V122H75L77 119H73V118H70L71 120H69L67 117H64V116H61V114L57 113L56 114ZM170 114L168 116H171ZM195 115V116H194ZM198 117H197V116ZM201 115V116H200ZM204 115V116H203ZM210 115V116H209ZM213 115L211 117H213ZM12 116V117H11ZM19 116V115H18ZM54 116V115H53ZM193 116L195 118H193ZM209 116V117H208ZM6 117V119H5ZM63 117V118H61ZM246 117V118H247ZM262 117V118H261ZM13 118V119H14ZM190 118V119H189ZM205 118V120H204ZM215 118V116H214ZM246 118H243V119H246ZM261 118V120H260ZM2 119V120H1ZM4 119V120H3ZM65 121H63V120ZM73 119V120H72ZM175 119V120H174ZM189 119V121H188ZM193 119V120H192ZM197 121V125L194 123V121ZM251 119V118H250ZM9 120V121H10ZM163 120V121H162ZM187 120V121H186ZM168 123H167V122ZM185 121V122H184ZM192 123H191V122ZM78 122V120H77ZM80 122V121H79ZM78 122V123H79ZM215 122V121H214ZM187 123V124H186ZM202 123V125H203ZM178 124V125H177ZM184 124V125H183ZM186 124V125H185ZM190 127H189V125ZM195 124V126H193ZM205 124V123H204ZM255 124V125H256ZM69 125H72V127ZM78 125V124H77ZM76 125V126H77ZM188 125V126H187ZM192 125V126H191ZM201 127L203 128L204 125ZM254 125V126H255ZM75 126V127H76ZM80 125H78V131L81 133L83 130V128L81 129L79 127ZM175 126V127H174ZM178 126V127H177ZM207 126V127H209ZM259 126V125H257ZM260 126V127H261ZM65 127V126H63ZM185 127V128H184ZM188 127V128H187ZM194 127H197V128H194ZM261 127V128H263ZM66 128V127H65ZM166 128V127H165ZM176 128V130H175ZM190 128V129H189ZM194 128L195 129V133L194 132ZM206 128V127H204ZM80 129V130H79ZM187 129V130H186ZM192 129V130H191ZM259 131L258 133L260 134V129L259 127L257 128ZM76 130V131H77ZM173 130L175 131L174 134H173ZM191 130V132H190ZM245 130V129H244ZM75 130L71 133L73 134V136H80L82 134H77L78 132H76ZM170 131H171V134H173L172 136L170 135ZM177 131V132H176ZM181 131V132H180ZM188 131V132H187ZM197 131V132H196ZM249 131V129H246V132ZM167 132V133H166ZM182 132H183V135H182ZM244 132V136L246 138L249 137V135L246 136L247 133ZM250 132V131H249ZM248 132V134H249ZM264 133V129L262 131ZM163 133V132H162ZM169 133L168 135V140L166 137H167V134ZM188 135L186 136L185 135ZM190 133V134H189ZM200 133V134H199ZM261 133V135L263 134ZM75 134V135H74ZM176 134H177V138H176ZM206 134V133H204ZM179 135V136H178ZM182 135L183 138H180ZM207 136L206 137H209L208 135L209 134H206ZM1 136V135H0ZM75 136V137H76ZM187 138H186V137ZM192 136V137H190ZM197 136H198V140H197ZM199 136L202 140L199 141ZM82 137V136H81ZM163 137V138H164ZM172 137V138H171ZM190 137V139H189ZM195 137V139H194ZM79 138V137H78ZM162 138V139H163ZM187 140L191 141L192 139V142L190 143H194L193 144H190L189 141L187 142ZM175 139V140H173ZM177 139V140H176ZM194 139V140H193ZM168 140V141H167ZM184 140V141H183ZM186 140V141H185ZM79 141V140H78ZM165 141V143H164ZM171 141V142H170ZM173 141V142H172ZM205 143V144H203ZM178 144H176V143ZM202 144H200V143ZM174 143V145L172 144ZM207 143H209L210 145H208ZM82 144V143H81ZM190 144V145H188ZM78 145V143H77ZM166 145V146H165ZM179 147H177V146ZM185 145V147H184ZM188 145V146H187ZM199 145V147H197ZM209 147H208V146ZM214 145V146H213ZM80 146V144H79ZM175 146V147H174ZM182 146V148H181ZM187 146V147H186ZM169 147V148H168ZM177 147V149H176ZM190 147V148H189ZM207 147V148H206ZM170 148L172 149H175V150H171ZM194 148V149H192ZM196 148V149H195ZM200 148L201 150L205 153L203 155L202 151H200ZM210 148V149H209ZM167 149H170V150H167ZM166 150V151H165ZM187 150V151H186ZM193 150V151H192ZM8 151V150H7ZM10 151V149H9ZM190 151V152H189ZM207 151V153L205 152ZM212 151V152H211ZM180 152V153H179ZM189 152V153H188ZM195 152H199V153H196ZM166 153V154H165ZM173 155H172V154ZM183 153V154H181ZM187 153V154H186ZM211 153V154H210ZM214 153V154H213ZM170 154V155H168ZM179 154V155H178ZM190 154V155H189ZM193 154V155H192ZM196 157H195V156ZM200 155V156H199ZM203 155V156H202ZM173 156V157H172ZM186 156V157H185ZM189 156V157H188ZM193 156V157H192ZM199 156V157H198ZM205 156V158L203 159V157ZM214 156V157H213ZM219 156V158H218ZM164 157V159H162ZM188 157V158H187ZM192 157V158H190ZM202 157V158H201ZM208 157V159H207ZM214 159H213V158ZM167 158V159H166ZM169 158V159H168ZM200 158V160L198 159ZM223 158V159H222ZM228 158V159H227ZM182 159V160H181ZM184 159V160H183ZM188 159V160H187ZM201 159L203 161H201ZM208 161H207V160ZM230 159V160H229ZM178 160V161H177ZM191 160V161H190ZM194 160V161H193ZM196 160V161H195ZM218 160V163L216 164ZM229 162V165L227 164V162ZM163 161V162H162ZM215 163H214V162ZM224 163H222V162ZM168 162V164H167ZM170 162V164H169ZM173 162V163H172ZM185 162V163H184ZM201 164H200V163ZM205 162V163H204ZM220 162V164H219ZM176 163V164H175ZM198 163L200 165H198ZM209 165H208V164ZM181 164L183 165L181 167ZM187 164V165H186ZM191 164L192 167H191ZM207 164V165H206ZM213 164V165H212ZM222 164V165H221ZM225 164V165H224ZM179 165V166H178ZM198 165V166H197ZM216 165V166H215ZM218 165V166H217ZM221 165V166H220ZM228 165V166H226ZM168 166V167H166ZM195 166V168H194ZM208 168H207V167ZM211 166V168L209 167ZM214 166V167H213ZM164 167V168H163ZM187 167V168H186ZM198 167V168H197ZM200 167L202 169H200ZM213 167V168H212ZM222 167V168H221ZM228 169H227V168ZM230 167V168H229ZM170 168V169H169ZM189 168V169H188ZM191 168V170H190ZM221 170L219 171L218 170ZM226 168V169H225ZM164 169V170H163ZM184 169V170H183ZM193 169V170H192ZM206 169V170H205ZM169 170V171H168ZM172 170V171H171ZM179 170V171H178ZM188 170V172H186ZM214 170V171H213ZM164 171V172H163ZM231 171V172H229ZM204 174H203V173ZM207 172V173H205ZM218 172V173H217ZM223 172V173H222ZM229 172V174H228ZM187 173V174H186ZM194 173V174H193ZM196 173V174H195ZM199 173V174H198ZM222 173V174H221ZM175 176H174V175ZM203 174V175H202ZM187 175V176H186ZM193 175H195L193 177ZM205 175V176H204ZM220 175V176H219ZM230 175V177H229ZM233 175V176H232ZM238 177H237V176ZM167 176V177H166ZM169 176V177H168ZM191 176V177H190ZM198 176V177H196ZM219 176V177H218ZM177 179H176V178ZM188 177V178H187ZM216 177V178H215ZM234 177V178H233ZM164 178V179H163ZM166 178V179H165ZM170 178V179H169ZM196 178V179H195ZM203 178V179H202ZM161 179H163L161 181ZM172 179V180H171ZM179 179V180H178ZM189 179V180H188ZM191 179V180H190ZM197 179H199L197 181ZM232 181H231V180ZM251 179V178H250ZM152 181L151 178L149 177L147 179V181ZM207 180V181H206ZM210 180V181H209ZM236 180V181H235ZM245 182H244V181ZM203 181V183H205V185L203 183H201ZM205 181V182H204ZM209 181V182H208ZM230 181V182H229ZM242 181V182H241ZM173 182V183H172ZM194 182V183H193ZM207 182V183H206ZM237 182V183H236ZM239 182V183H238ZM249 182V183H247ZM135 182L133 184H136ZM170 185H169V184ZM178 183V184H177ZM193 183V184H192ZM211 183V184H209ZM242 183H244L245 185H242ZM143 184V185H141ZM174 184V185H173ZM177 186H176V185ZM197 184V185H196ZM209 184V185H208ZM233 184V185H232ZM237 184V185H236ZM251 184V185H250ZM184 185V186H183ZM189 185V186H187ZM211 185V186H210ZM235 185V186H234ZM241 185V187H240ZM247 185V186H246ZM250 185V186H249ZM254 185V187H253ZM141 186V187H140ZM144 186V187H143ZM172 186V187H171ZM200 186V187H199ZM210 186V187H208ZM225 186V187H224ZM256 186V187H255ZM146 187V188H145ZM186 187V188H185ZM188 187V188H187ZM192 187V188H190ZM206 187V188H205ZM212 187V188H211ZM224 187V188H223ZM135 188V190H134ZM174 188V189H173ZM181 188V189H180ZM184 188V189H183ZM210 188V189H209ZM235 188V189H234ZM246 188V189H245ZM248 188V191H246ZM254 188V189H253ZM130 189V190H129ZM146 189V190H145ZM168 189V190H167ZM179 189V190H178ZM192 189V190H191ZM205 189V191H204ZM234 189V190H233ZM237 189V190H236ZM252 189V190H251ZM139 190L141 192H139ZM147 191V192H144ZM149 190V191H148ZM163 190V191H162ZM167 190V191H165ZM194 190V191H193ZM203 190V191H202ZM210 190V191H209ZM220 190V191H219ZM223 190V191H222ZM240 190V191H239ZM127 191V193H126ZM131 191V192H130ZM134 191V192H133ZM143 191V192H142ZM239 191V192H238ZM246 192V194L244 192ZM130 192V193H128ZM133 192V193H132ZM151 192V193H150ZM200 192V193H199ZM208 192V193H207ZM214 192V194H213ZM223 192V193H222ZM255 192V194L253 193ZM119 193H121L119 195ZM125 193V195H124ZM140 193V194H139ZM147 193V194H146ZM150 193V195H149ZM199 193V194H198ZM220 193V194H219ZM238 193V194H237ZM130 194V196H129ZM134 194V195H132ZM143 194V195H142ZM160 194V195H159ZM190 194V195H189ZM124 197H123V196ZM127 195V196H126ZM147 196L146 198H143V196ZM200 195V196H198ZM205 195V196H204ZM235 195V196H234ZM252 195V197H251ZM249 196V197H248ZM255 196V197H254ZM257 196V197H256ZM120 197L121 200H120ZM141 197L143 199H145V201H143L141 199ZM149 197V198H148ZM152 197V198H151ZM184 197V198H183ZM210 197V199H209ZM221 197V198H220ZM239 199H238V198ZM112 198V199H111ZM128 198V200H127ZM169 198V199H168ZM246 198V199H245ZM256 198V199H255ZM184 199V200H182ZM220 199V200H219ZM252 199V201H251ZM255 199V200H253ZM112 200V201H111ZM137 200V201H136ZM182 200V201H181ZM108 201V202H106ZM110 201V202H109ZM114 201V202H113ZM250 201V202H249ZM255 201V202H254ZM101 202V203H100ZM121 202V203H120ZM142 202V203H141ZM231 202V204L229 203ZM258 202V201H257ZM111 203V204H109ZM117 203V205H115ZM247 203V204H246ZM104 204V205H103ZM108 204V205H107ZM148 206H147V205ZM234 206H233V205ZM246 204V206H245ZM102 205V207H100ZM106 205V206H105ZM112 205V206H111ZM115 205V206H114ZM122 205V206H121ZM127 205V206H126ZM145 205V206H144ZM203 205V206H202ZM218 205V206H217ZM230 205V207L228 206ZM108 206V207H107ZM114 206V208H112ZM156 206V207H155ZM169 206V207H168ZM207 206V207H206ZM227 206V207H226ZM248 206L249 207V210H248ZM254 208H253V207ZM256 206V208H255ZM118 207V208H117ZM201 207V208H200ZM218 210H217V208ZM235 207V209L233 208ZM244 207V208H243ZM247 207V208H246ZM117 208V209H116ZM178 208V209H177ZM210 208H212V210H210ZM221 208V211L220 209ZM230 208V209H229ZM233 208V209H232ZM241 208V209H240ZM99 209H102V210H99ZM105 209V210H104ZM108 209H111V210H108ZM116 209V210H115ZM224 211V214H222L221 212ZM232 209V210H231ZM95 210H99V213L98 211H95ZM108 210V211H107ZM115 212H114V211ZM125 210V211H124ZM160 210V211H159ZM210 210V211H209ZM228 210V211H227ZM234 210V211H233ZM238 212L236 213L235 212ZM247 210V211H246ZM112 211V212H111ZM119 211V212H118ZM122 211V212H121ZM220 211V212H219ZM250 211H254V214L256 213V215H253L252 212ZM264 211V209H263ZM104 212V214L102 215L101 213ZM107 212V213H105ZM124 212V213H123ZM126 212V214H125ZM226 212V213H225ZM243 212V213H242ZM247 214H246V213ZM114 213V214H113ZM117 213V214H116ZM123 213V214H121ZM128 213V214H127ZM130 213V214H129ZM132 213V214H131ZM240 213V214H239ZM101 214V216H100ZM119 214V215H118ZM124 214H125V217H126V222L125 221V225L124 226H127L126 229L124 230V232L127 234L125 236H123L121 230L118 228L119 226V221L120 222H124L123 218H124ZM154 214V215H153ZM216 214V215H215ZM234 216H233V215ZM242 214V216H240ZM247 216H246V215ZM249 214V216H248ZM94 215V216H95ZM95 216L96 218L98 217ZM128 215V216H127ZM133 215V216H132ZM207 215V216H206ZM239 215V217H238ZM250 215H251V218H250ZM131 216V217H130ZM154 216V217H153ZM245 216V217H244ZM255 216V217H254ZM120 217V218H119ZM143 217V218H142ZM157 217V218H156ZM236 217V218H234ZM249 219H248V218ZM259 217V218H258ZM94 218V219H96ZM115 218V219H114ZM129 218V220H127ZM239 218V219H238ZM253 218V219H252ZM256 218V219H254ZM138 219V220H137ZM155 219V221H154ZM252 219V220H251ZM262 219V221L260 220ZM117 220V221H116ZM141 220V221H140ZM240 220L243 221V224H242V221L240 222ZM251 220V221H250ZM260 220V221H259ZM113 221V222H112ZM131 221V223H129ZM134 221V222H133ZM138 221V222H136ZM235 221V222H233ZM245 221V222H244ZM255 221V222H254ZM115 222V223H114ZM136 222V223H135ZM158 222V223H157ZM238 224H237V223ZM252 222V223H251ZM112 225H111V224ZM119 223V224H118ZM127 223V224H126ZM135 223V224H134ZM236 223V224H235ZM240 223V224H239ZM258 223V224H257ZM263 223V224H262ZM108 224V225H107ZM116 224V225H115ZM124 224V223H123ZM133 224V226H132ZM138 224V225H137ZM147 224V226H145ZM246 224V225H245ZM262 224V225H261ZM110 225V226H109ZM118 225V226H117ZM155 225V226H154ZM118 230H117V228ZM151 226H154L151 228ZM235 226V227H234ZM238 226V227H237ZM243 226V227H242ZM256 226V227H255ZM263 226V227H262ZM89 229H88V228ZM102 229H101V228ZM111 227V228H110ZM115 227V228H114ZM156 227V229H155ZM254 227V228H253ZM234 230H233V229ZM247 228V229H246ZM257 228V229H256ZM98 229V230H97ZM105 229V230H104ZM231 229V231H230ZM88 232H87V231ZM101 230V231H100ZM109 230V231H107ZM156 230V231H155ZM246 230V231H245ZM256 230V231H254ZM106 231V232H105ZM233 231V232H232ZM261 231V232H259ZM93 232V233H92ZM120 232V233H119ZM244 232V233H243ZM250 232V233H249ZM87 235H85V234ZM99 233V234H98ZM258 233V234H257ZM261 233V234H260ZM93 236H92V235ZM98 236H97V235ZM119 234V235H118ZM140 236V237H136V236ZM147 235V236H146ZM232 235V236H231ZM102 236V237H101ZM122 236V237H121ZM128 236V237H127ZM154 236V237H153ZM96 237V238H95ZM101 240H100V238ZM132 237V238H130ZM142 237V238H141ZM157 239H156V238ZM243 237V238H241ZM253 237V238H251ZM255 237V239H254ZM90 238V239H89ZM95 238V239H94ZM126 238H129L131 240L130 244L127 246V244L125 245L124 241L126 240ZM140 240H139V239ZM147 238V239H146ZM71 239V240H70ZM74 239V240H73ZM83 239V240H82ZM112 239V240H111ZM117 239V240H116ZM125 239V240H124ZM138 239V240H137ZM154 240H158L160 241V245H158L157 247L158 248H155V250L152 249V241ZM251 239V240H250ZM81 240V241H80ZM95 241V242H91V241ZM239 240V241H238ZM262 240V241H261ZM73 241V242H72ZM80 241V245L79 244H76V243H79ZM86 241H88L86 243ZM100 241V242H99ZM135 241V242H134ZM137 241V242H136ZM143 244H141V242ZM147 241V242H146ZM150 241V242H149ZM72 242V243H71ZM92 243L90 246H88V244ZM133 242V243H132ZM258 244H257V243ZM84 243V245H83ZM93 243H95L93 245ZM99 243V244H98ZM146 245H145V244ZM70 244V245H69ZM73 244L75 246H73ZM69 247H65V246H68ZM87 245V246H86ZM109 245V246H108ZM115 245V246H114ZM85 246V247H84ZM94 246V247H93ZM134 246H137V247H134ZM82 247V248H81ZM113 247V248H111ZM115 247V248H114ZM127 247V248H126ZM132 247V248H131ZM141 247V248H140ZM67 248V249H66ZM72 248V249H71ZM77 248V249H76ZM86 248V249H85ZM95 248V249H94ZM107 248V249H106ZM129 248V249H128ZM137 248V249H136ZM144 248V249H143ZM197 248V249H196ZM204 248V249H203ZM70 249V250H68ZM75 249V250H74ZM90 249L89 252L91 251ZM98 249V250H97ZM128 249V250H126ZM131 249V250H130ZM143 249V250H142ZM159 249V250H158ZM86 250V251H85ZM122 250V251H121ZM126 250V252L124 251ZM138 250V251H137ZM142 250V251H141ZM72 252V253H69V252ZM75 251V253H74ZM78 251V252H77ZM84 251V252H82ZM101 251V252H100ZM106 251V252H105ZM119 251V252H118ZM124 251V254H125V257L123 256H120L121 253H123ZM144 251V252H143ZM159 251V252H158ZM197 251V252H195ZM199 251V252H198ZM77 252V254H76ZM80 252V253H79ZM88 252V251H87ZM86 252V253H87ZM92 252H90L91 254H93ZM121 252V253H120ZM130 252V253H129ZM135 252V253H134ZM74 253V254H73ZM100 253V254H99ZM105 253V254H104ZM108 253V254H107ZM120 253V254H119ZM252 253V254H251ZM62 254V255H61ZM80 254V256H78ZM85 254V253H84ZM103 256H102V255ZM118 254V256H117ZM156 254V255H155ZM66 255V256H67ZM73 258H72V256ZM122 255V254H121ZM134 255V256H133ZM159 255V256H158ZM97 256V257H96ZM127 256V259L126 261H123L125 260ZM146 256V257H145ZM71 257V258H70ZM82 257H85V255H83ZM82 257L80 258L79 262L77 260H74V262H78L77 264H82L83 262V259ZM102 257V258H101ZM121 257V258H119ZM135 257V258H134ZM140 257V258H139ZM113 258H114V261H113ZM124 258V259H122ZM134 258V259H133ZM97 259V260H96ZM118 259V260H117ZM144 259V260H143ZM82 260V261H81ZM95 260V262H94ZM103 260L106 262H103ZM111 260V261H110ZM117 260V261H116ZM49 261V260H48ZM110 261V262H109ZM130 261V262H128ZM144 261L143 263L140 262ZM238 261V262H237ZM54 260L52 261V258H51V263H53ZM73 262V264H74ZM81 262V263H80ZM122 262V263H121ZM139 262V263H138ZM157 262V263H156ZM51 263H48V264H51Z\"/></svg>",
	"mask_w": 264,
	"mask_h": 264
},
{
	"label": "crops",
	"instance_id": "crops-1",
	"mask_svg": "<svg viewBox=\"0 0 264 264\" xmlns=\"http://www.w3.org/2000/svg\"><path fill=\"white\" fill-rule=\"evenodd\" d=\"M147 42L146 30L125 24L0 22V107L78 120L137 104L149 70L163 63L157 48L144 54Z\"/></svg>",
	"mask_w": 264,
	"mask_h": 264
}]
</instances>
